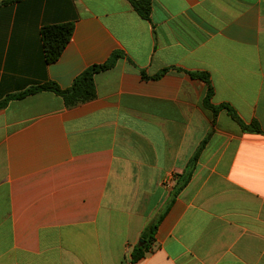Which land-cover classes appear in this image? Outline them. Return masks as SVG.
Masks as SVG:
<instances>
[{
  "label": "crops",
  "instance_id": "1",
  "mask_svg": "<svg viewBox=\"0 0 264 264\" xmlns=\"http://www.w3.org/2000/svg\"><path fill=\"white\" fill-rule=\"evenodd\" d=\"M151 2L146 20L129 0H0V103L47 82L68 89L123 54L89 102L41 92L0 109V264H264V0ZM66 23L72 39L48 64L41 30ZM191 73L263 134L227 109L214 123Z\"/></svg>",
  "mask_w": 264,
  "mask_h": 264
},
{
  "label": "trees",
  "instance_id": "2",
  "mask_svg": "<svg viewBox=\"0 0 264 264\" xmlns=\"http://www.w3.org/2000/svg\"><path fill=\"white\" fill-rule=\"evenodd\" d=\"M133 9L146 20H150L152 12V2L151 0H129ZM74 31V26L71 23L66 24H57L45 26L41 30L45 60L46 63L52 64L59 60L65 48L72 39ZM123 54L120 52H114L110 59L101 65H93L85 70L81 75H79L73 82L72 86L68 89H61L55 82H47L42 85L31 87L30 89L8 97L0 103V109L5 107L9 101L14 99H23L29 95L41 93V92H51L60 96L67 107H74L81 103L89 102L96 98V87H95V75L113 68L119 58H122ZM168 72L167 69H164L161 73L154 76L153 78H159L163 74ZM142 75L145 79L149 77L142 72ZM191 76L198 78L204 81L207 84V93L204 98L203 104L204 107L210 110L213 113L214 123L219 112L223 109H227L229 115L237 121L244 132L252 134H263V131L260 128V125L257 121H253L250 124L245 123L239 118L235 111L227 105L214 106L211 103V98L213 96V88L210 84L208 74L206 73H191ZM210 134L203 140L200 147L193 155L189 161L185 171L176 177V183L171 191L170 200L165 207V209L153 220H151L141 234V242L135 246L132 252V263H137L145 255L152 250V245L156 241V234L158 228L163 221L164 217L168 213L171 205L174 203L179 194L185 189L189 184L193 172L196 168L197 162L199 160L200 154L204 149L205 145L210 138Z\"/></svg>",
  "mask_w": 264,
  "mask_h": 264
},
{
  "label": "built area",
  "instance_id": "3",
  "mask_svg": "<svg viewBox=\"0 0 264 264\" xmlns=\"http://www.w3.org/2000/svg\"><path fill=\"white\" fill-rule=\"evenodd\" d=\"M168 185V184H167ZM169 186V185H168Z\"/></svg>",
  "mask_w": 264,
  "mask_h": 264
},
{
  "label": "water",
  "instance_id": "4",
  "mask_svg": "<svg viewBox=\"0 0 264 264\" xmlns=\"http://www.w3.org/2000/svg\"><path fill=\"white\" fill-rule=\"evenodd\" d=\"M141 242V241H140Z\"/></svg>",
  "mask_w": 264,
  "mask_h": 264
}]
</instances>
